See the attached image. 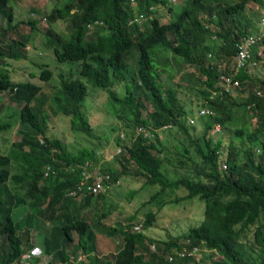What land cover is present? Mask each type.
Returning <instances> with one entry per match:
<instances>
[{
  "label": "trees",
  "instance_id": "1",
  "mask_svg": "<svg viewBox=\"0 0 264 264\" xmlns=\"http://www.w3.org/2000/svg\"><path fill=\"white\" fill-rule=\"evenodd\" d=\"M60 1L56 0L55 8L46 12V17L49 25L63 20L68 34L48 27L46 43L53 46L58 61L77 63V76L72 75V70L69 74L60 72L59 85L49 87L52 84L43 86L31 80H12L8 68L0 66L1 97L16 102L23 100L15 111L10 110L9 101L1 98L0 102V130L17 122L19 131V137L11 141L7 151L0 152V264H11L30 244L31 223H18L23 229L17 231L12 216V209L25 203L31 207L27 216L40 215L52 224L51 234L43 238L44 249L52 254L50 261L59 260L61 264H191L206 257L205 249L218 254L215 264H264V96L256 92L264 89V61H259L250 72L234 68L231 63L236 39L255 31L259 24L248 13L247 3L251 0H185L168 22H161L149 9L160 0H65L59 5ZM10 2L0 0L1 36L25 22L13 20L14 6ZM168 7L172 10V6ZM134 9L144 12V22L151 23V27L143 31L136 22H127ZM26 22L35 27V19ZM11 42L16 43L14 38ZM133 44L138 47L135 57L129 52ZM157 44L172 50L181 61L193 67L194 70L185 72V78H193L202 97L196 111L202 106L212 111L197 115L203 127L195 137L191 136L190 129L196 122H189L187 116V123L182 120L187 110L176 86L165 85L160 79L161 72L170 76L172 72L165 63L157 62L153 48ZM258 48L264 53V36L253 49L254 58L260 60L255 53ZM23 51L9 50L5 55L25 56ZM107 63L117 67L114 74L117 82L123 83L122 95L112 89V82L105 77ZM38 67L39 78L47 83L52 70L44 62ZM260 68L261 77L255 72ZM221 73H230L239 80V85L225 89L221 85ZM87 84L106 90L110 103L115 104H111L113 108L119 106L131 113L129 123L135 134L129 144L121 141L123 132L116 136L121 150L112 156V162L98 158L95 148L69 151L59 137L47 133L51 116L59 113L70 116L72 129L92 130L81 110ZM253 84L257 87L255 90ZM116 115L126 117L122 112ZM230 121L236 122L234 133L240 143L224 147L220 138L213 139L217 131L215 124L223 127ZM246 122L251 123L250 127ZM138 125L153 130V138L138 131ZM174 127L185 133L194 153L189 146L177 150L178 157L165 152L166 145L159 132L166 128L167 133ZM174 146L177 149L178 145ZM86 159H101L100 168L111 173L112 183L119 179L116 162L121 169L132 165L136 174L143 175L142 186L158 184L159 188L143 205L147 201L163 205L167 201L161 196L165 188L185 187L187 192L181 197L199 196L204 201L202 220L165 240H157L142 230L152 225L156 217L152 209L144 210L139 230L133 229V223L105 224L103 217L116 206L115 202H108L107 191L81 194L77 199L67 194L79 180ZM222 161L225 167L221 166ZM47 163L55 171L50 169L44 175ZM170 164L183 165L186 169L173 176L168 171ZM136 191L132 189L128 193L134 195ZM88 207L91 209L85 210ZM92 223L107 236L120 234L121 247L100 259L89 255L88 249L96 247ZM74 234L81 244L76 246L75 250L80 248V251L72 262L68 256H61L63 250L57 245L62 242L57 239L60 236L68 239ZM250 239L253 244H247ZM184 241L188 249L197 245L202 256L196 258L187 253L181 256L178 250ZM255 248L259 251L258 261L251 254ZM168 254H172L171 260ZM85 255L89 257L87 262Z\"/></svg>",
  "mask_w": 264,
  "mask_h": 264
},
{
  "label": "rangeland",
  "instance_id": "2",
  "mask_svg": "<svg viewBox=\"0 0 264 264\" xmlns=\"http://www.w3.org/2000/svg\"><path fill=\"white\" fill-rule=\"evenodd\" d=\"M64 1L65 0H61L59 5H61ZM176 1L177 3L174 5L175 8H179L185 3V0ZM10 3L14 6L13 20L17 21L21 18H24V20H29L33 17H36L37 14L34 9H38L42 12H49L51 9L55 8L57 2L56 0H11ZM170 4L173 6V2H170ZM247 5L248 13H250L249 15L254 18L256 22H259V24H256L257 28H254L257 30L264 20V0L263 2L262 0L258 2L251 0L247 3ZM161 8H163L167 13L166 18L169 19L171 17V12L166 10V5L161 6ZM161 8L157 10L156 14H159V10ZM47 25L48 21L47 24L44 25L40 30L34 28L30 29V25L24 22L17 25L16 29L12 30L10 34L11 36L17 38L21 37L22 34H26L25 38L21 39L26 40L27 38V42L30 43L31 37L35 44H38H36V48H34L30 54H28L29 50H26V57L24 58L16 59L7 55H0V58H3V60L7 62L5 67L8 68L11 79L16 81L31 79L35 83L43 84V86L46 84H52V86L49 87H54L53 85H59V72L69 74V70H72V75L74 76L76 74L75 76H77L78 69L76 63L71 61H58L54 55L53 46L44 41L41 42L42 39L45 38L44 30ZM54 27L60 32V34H68L66 23L63 20H57L56 23H54ZM8 37L9 35H6L5 39H8ZM14 50L20 51L19 44L18 47L12 49V51ZM41 50H43V52ZM40 51L42 53L41 55H38L37 53ZM6 53L7 48L3 50V54ZM134 57L131 58L133 63ZM155 57L158 63H165L166 66H168L167 68L170 70V72H172V76H170L168 73L161 72L160 79L165 85L176 86L178 96L187 110L186 114L182 117V120L186 122V116L195 115L196 109L202 100L196 84L192 81L193 78L190 80L189 78H185V72L192 70L193 67L181 61V57L174 56L172 54L166 55L163 52H158ZM37 61L46 63V66L53 70V75L49 78L47 83L46 81L43 82V80L39 78L38 74L40 68L38 66L41 64V62ZM255 72H257V75L259 74L260 77L263 76L261 68L259 71L256 70ZM82 79L85 81L84 77H82ZM179 83L181 85H179ZM255 87L256 85L253 84L252 88L254 90ZM115 89L117 94L122 95L124 92L123 83L117 82ZM259 90V95L264 96V89L259 88ZM2 100L9 101L11 111L17 110L18 107L23 103V100L20 102H16L13 99L11 100L7 98H2ZM111 104L112 103H110L106 90L87 84V93L81 103V110L83 111L89 124L92 126V130L90 132H84L82 130L72 129L69 121L70 116L59 113L55 116H51L48 122L49 125L47 133L59 137L62 140L65 148L69 151L74 152L80 147L95 148L94 150L96 153L98 152L97 154L99 155L98 158L107 159L106 156L115 151L118 146V142L116 141V136L118 134L120 136L122 132L124 133V137L121 138V141L126 144H129V140H131L132 136L135 134L134 129L131 126V122L129 123L132 118L131 113L128 112L127 109L119 106L113 108ZM120 112H122L126 117H118L116 114ZM142 114L145 113L142 112ZM6 119H9V117H6ZM195 122V127L190 129L192 137H195L203 127L201 118L195 119ZM234 123L230 121L227 126H220L219 128L215 127L217 131L214 133L213 139L220 138L222 140V146L224 147H226L229 143H240L239 138L234 133ZM246 123L247 126L250 127L251 123ZM165 130L166 128H164L163 131L160 130L159 136L162 143L166 145L165 152L167 154L178 157L180 154L177 152V150L179 151V149L183 148V146H189L191 153H194L193 146L189 144L188 138L181 129L174 127L167 133ZM18 137L19 131L17 122L11 125V127L8 129L0 130V152L7 151L11 141ZM175 144L178 145L177 149L174 146ZM261 150L262 149L258 148V152H261ZM174 151L175 153H173ZM226 152L227 151L224 150L223 155H225ZM120 154H122V152ZM116 156L117 155H115V157ZM108 160L112 162V158L108 157ZM223 162L224 161L221 162L222 167ZM102 164L103 161L100 163V165ZM114 165L119 170V179L116 183L118 185H110L107 193L110 195L108 202L110 203L113 201L115 202L116 206L112 207L110 210L111 212L103 217L105 224L116 226L119 224L120 226H127L128 223H139L143 219L144 210L152 209L156 211V217L153 220L152 225L143 227L142 230L144 233L156 238L157 240H165L170 235L180 234L184 232L189 226L196 225L202 220L204 201L200 199L199 196H193L191 198L181 197L187 192L185 187L179 186L174 188H165L161 196L162 199L167 201L163 205H158L155 201H147L143 205L142 202L148 200L150 194L158 189L159 185L146 184L142 186L144 176L141 174H136L131 167L132 165H125L122 169L120 164L115 162ZM185 169L186 168H184L183 165H178L177 167L172 164L168 165V171L173 176L183 173ZM132 189H136L137 191L134 195H129L128 192ZM176 196L181 198L174 199ZM86 209L91 208L88 207L85 208V210ZM131 216L134 217L132 218ZM39 220L41 219L37 217L34 218L33 227L36 225V223H38L40 227L39 230H42L44 228V224L42 221L39 222ZM31 231L36 233V230L34 229H31ZM103 235L106 234L103 233ZM116 235L118 236H111V239H114L113 243L116 242L115 240L122 241L120 239L121 235ZM251 243H254L251 239L247 241V244ZM120 244L121 243H117L114 248H117ZM205 251L207 254L206 257L191 264H215L214 259L219 258L218 254L214 250L205 249ZM258 252L259 251L256 248L255 250L251 251L252 256L255 257L257 261L259 259ZM196 253V258H200L202 256V251L198 248Z\"/></svg>",
  "mask_w": 264,
  "mask_h": 264
},
{
  "label": "built area",
  "instance_id": "3",
  "mask_svg": "<svg viewBox=\"0 0 264 264\" xmlns=\"http://www.w3.org/2000/svg\"><path fill=\"white\" fill-rule=\"evenodd\" d=\"M264 36V20L262 21L261 26L253 32H246L245 34L240 35L236 41H235V48L236 51L232 55V67L234 68H245L247 71H251L256 65L259 64V61H264V53L262 52L261 48H258L256 50V54L260 56V60H257L254 58L253 55V49L254 46H256L257 40ZM221 78V85L225 89L229 90L235 86L239 85V80L237 78H233L230 73H221L220 74ZM256 92L260 94V90L257 89ZM212 111L206 107L202 106L198 109L197 115L198 114H203V113H211ZM189 122H194L195 121V116H189L188 118ZM168 124H165L164 126H167ZM215 127L219 128L220 125L219 123L215 124ZM138 131H141L144 136H151L153 138V130L149 129L146 126L143 125H138L137 127ZM121 147L118 145L116 150L111 152L106 156L112 158V156L115 153L120 152ZM100 160L93 161L91 159H86L83 168L81 171V176L79 180L77 181L75 187L69 191V194H73L76 197L80 196L81 194H86V193H91V194H96L97 192L100 191H107L110 185L116 184L118 182V179L115 180L114 183H112L111 179V173L109 171H103L100 168ZM223 167H225V164L223 163ZM51 169L50 165L47 163L44 169V174L46 175L49 170ZM52 172H54V169H51ZM141 227V222L139 223H134L133 224V229L134 230H139ZM189 240H186L188 242ZM184 241V244L180 250H178V253L181 256H184L186 253L196 257L197 256V248L200 249L197 245L192 246L190 249H188ZM152 248L154 247L153 244H151ZM39 251L38 247L35 246L30 250V253H36ZM196 253V254H195ZM29 253L26 254L28 256ZM167 258L169 260L172 259V254H168Z\"/></svg>",
  "mask_w": 264,
  "mask_h": 264
},
{
  "label": "clouds",
  "instance_id": "4",
  "mask_svg": "<svg viewBox=\"0 0 264 264\" xmlns=\"http://www.w3.org/2000/svg\"><path fill=\"white\" fill-rule=\"evenodd\" d=\"M168 1H170V2H173V6L170 4V2H168ZM175 3H177V1L176 0H160L159 1V3L157 4V5H152V6H150L149 7V9L152 11V14L154 15V16H156L157 18H159V20L161 21V22H168V20H170V19H173L175 16H176V11L180 8H175L174 7V5H175ZM163 5H166V10L168 11V12H171V17L169 18V19H167L166 18V12L164 11V9L163 8H161V6H163ZM168 6H172V10L171 9H169V7ZM159 8H161L160 10H159V14H156L157 13V10L159 9ZM38 9H34V11L36 12V14H37V16L36 17H33V18H31V19H35V27H34V29H38V30H40V29H42L43 28V26L44 25H46L47 24V17H46V12H42V11H37ZM163 14H162V13ZM143 11H138V10H136V9H134V12H133V16L132 17H128V19H127V22L128 23H134V22H136L139 26H140V29H146V28H148V27H151V23H149V22H144V20H145V18H144V16H143ZM33 14V13H32ZM13 15H14V13H13ZM6 19V18H5ZM21 19H24V18H21ZM20 19V20H21ZM19 20V19H18ZM27 20L25 19V23H27V24H29L30 25V29H32L31 28V24L29 23V22H26ZM48 27H53L54 29H55V27H54V24L53 25H47V27L45 28V30H44V34H45V38H43L42 39V41L41 42H46V29L48 28ZM56 30V29H55ZM144 31V30H143ZM11 32H12V30H10V32H7L4 36L2 35L1 36V34H0V55H5V54H3V50L4 49H6L7 48V51H9V50H11L12 51V49H14V48H16V47H18V44H19V46H20V52H22L23 50H29L28 51V54H30L31 53V51H33V49L34 48H36V44H38V43H36L35 44V42L32 40V38L30 37V43L29 42H27V38H26V40L25 39H21V38H25V35L26 34H22V36L21 37H14V36H11L10 34H11ZM6 35H9V37H8V39H5V36ZM11 38H14V41L16 42V43H12L11 42ZM29 40V39H28ZM9 44H12V47H8V45ZM32 44V45H31ZM155 50H156V54L158 53V52H163V53H165L166 55L167 54H172V55H174L173 54V51L172 50H169V49H165L162 45H160V44H157V45H155L154 47H153ZM137 49H138V47H137V45L136 44H133L131 47H130V49H129V52H130V50H131V52L130 53H132L133 55H137V53H138V51H137ZM42 52H43V50H41ZM39 52V53H37L38 55H41V53L42 52ZM24 52V51H23ZM156 54H155V56H156ZM174 56H177V55H174ZM13 58H24V57H26V53H25V56H19V57H15V56H12ZM178 57H180V56H178ZM4 62V60H3V58H0V66L1 67H5V65H7V62H6V64H3V62ZM134 61H135V58H134ZM37 62H40V61H37ZM42 62V61H41ZM35 64V63H34ZM77 64V63H76ZM79 65H80V63H79ZM7 68V67H6ZM77 69H78V67H77ZM52 70V69H51ZM40 71V70H39ZM118 70H117V67L115 66V64L114 63H107V69H106V72H105V77H107L108 79H109V81H111L112 82V89H114L115 90V92H116V89H115V85H116V83H117V78L115 77V74H114V72H117ZM60 73V72H59ZM77 73V72H76ZM39 75V74H38ZM52 75H53V70H52ZM51 75V76H52ZM76 75V74H75ZM13 80V79H12ZM31 80V79H30ZM32 81V80H31ZM1 95L2 94H0V102H1ZM198 111V110H197ZM197 111H196V114L195 115H193V116H195V119L197 118ZM189 116H191V115H187V117L189 118ZM189 121V120H188ZM165 125V124H164ZM163 125V126H164ZM160 128H157V130H159ZM92 160V159H91ZM104 160V159H103ZM94 161V160H93ZM101 162H102V160H101ZM100 162V163H101ZM49 164V163H48ZM46 166V165H45ZM44 169H45V167H44ZM50 171V170H49ZM55 171V170H54ZM52 172V171H51ZM43 174H44V171H43ZM48 174V173H47ZM46 174V175H47ZM45 175V174H44ZM35 246H37L38 247V249H39V251H37L36 253H30V250L32 249V248H34ZM27 253H29V255L28 256H26V254ZM42 254V249H41V246L40 245H37V244H34V245H32V246H30V247H28L27 249H25L24 251H22L21 252V254L19 255V257L18 258H16V260L14 261H12V263L11 264H35L34 263V261H33V259L34 258H36V257H38V256H40Z\"/></svg>",
  "mask_w": 264,
  "mask_h": 264
},
{
  "label": "crops",
  "instance_id": "5",
  "mask_svg": "<svg viewBox=\"0 0 264 264\" xmlns=\"http://www.w3.org/2000/svg\"><path fill=\"white\" fill-rule=\"evenodd\" d=\"M73 188H71V189H73ZM69 191L67 192V194H69ZM77 198H79V196L76 197V199ZM29 209H31V207H30V204H28V203L21 204L19 206H15L12 209V216H13L14 222L17 225V231H20V230L23 229V226L20 227L18 225V223H20V224L31 223V225L29 226V228H30L29 243L30 244H29L28 247H30V246H32L34 244H37V245H40L41 249H42V254L40 256H38V257L33 259L34 263L35 264H61V262H59V260H55V261L51 260L50 261V259L52 258V254L46 252L45 249H44V240H43V238L44 237H48L51 234L50 233V228H51L52 224L49 221H47L44 218H42V216H40V215H35V216H33V218L27 216V212H28ZM35 217L40 218L41 220H39V222L42 221V223L44 224V228L42 230H39L40 227H39L38 223H36V225L33 227L34 218ZM52 222L54 223V221H52ZM55 224H60V223L59 222H55ZM91 228L94 229V235L93 236L95 238L93 240L96 243V247H92V248L88 249L89 250L88 251L89 255H91V254L95 255L97 259H100L103 255L109 253L110 251H116L118 248L121 247L122 241L115 240L116 242L113 243V239H111L110 236L103 235L104 232L101 233L100 230L94 228V223H92ZM31 229L36 230V233L32 232ZM57 241L62 242L61 245H57L58 249L63 250L61 256L62 257H67L68 256L69 260L74 262L75 261L74 258H76L75 256L80 251V248H78L76 250H75V248H76L77 245L81 244V242L77 239V235L74 234L71 238H68V239H66L65 237L63 238V236H60V237H58ZM117 243H121V244L118 245L117 248H114V246ZM79 256H81V255H78V257ZM87 257H88L87 255H85V257L83 256V258H86V262L89 260V257L88 258ZM56 261H58V262H56ZM92 261L97 262L95 259H93Z\"/></svg>",
  "mask_w": 264,
  "mask_h": 264
}]
</instances>
